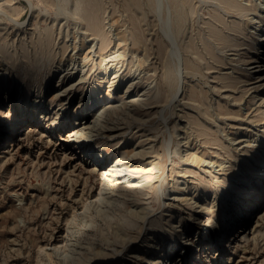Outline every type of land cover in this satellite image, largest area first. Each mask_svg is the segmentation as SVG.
I'll return each mask as SVG.
<instances>
[{
	"label": "rangeland",
	"instance_id": "374dc122",
	"mask_svg": "<svg viewBox=\"0 0 264 264\" xmlns=\"http://www.w3.org/2000/svg\"><path fill=\"white\" fill-rule=\"evenodd\" d=\"M76 1L0 0V48L4 51L0 50V74L2 73L0 75V264H64L65 251L68 245H71L67 254V256H71V264H155L163 251L170 253L171 258L162 264H264V182L261 184L255 174V169H259V166L256 165L252 171L247 170V172L245 167L242 173H238L235 178H231L228 182L216 209L217 223L211 232L215 238L212 245L208 244L206 236L202 235L203 231L201 230L203 227H201V223L206 217L207 209L202 207L205 199L198 187V182L209 176L207 171L216 168L217 159L221 160L222 156L228 154V147L234 151L236 150L235 147H239L237 149L239 151L245 149L248 144L246 140L250 139L248 135H251L247 133L252 130L254 134L260 128L253 124L256 123L254 121L257 117L255 112L250 110L252 114L248 113L250 108L247 104L250 98L248 94L252 93L254 88L241 101L236 100V97L241 96L243 88L258 85L249 84L250 81L254 82L256 79L245 82L247 79L245 74L251 71V74L257 73L261 68L264 69V66H261L263 63L257 62L258 59L252 64L237 63L235 60L241 57L248 59L247 56L251 53H246L248 50L245 47L240 51L231 50L229 47L221 49L216 44V40L209 34L210 27L207 26L210 25H207L208 23L215 25L218 29L220 28L224 33H229L225 26L220 24L221 22H215L216 20L213 19L215 14H219L224 21L226 19L227 23H231L237 18L236 13L226 10L221 6V3L219 4L220 0H174L172 3L173 0H94L95 2L91 0V3H89L90 0H81L83 4H81V9L84 8L82 11L87 9L88 4L92 5L93 3L94 7L90 5L91 9H94L95 5L98 4L97 12L92 9V13L96 12V16L94 13L96 22L101 24L100 28L105 29L102 28L106 31L105 34L108 38L107 47L103 54L106 55L111 52V56L115 54L118 56V53L122 54L123 59L118 56L119 60L117 61H121L117 63V67H121V72L123 71L124 75L129 71L128 75L115 84L113 93L125 92L129 87L126 95L135 91H140L142 94L140 92L139 94L143 95L145 88H151L153 90H151V97L156 99L159 96L163 97L165 93L167 98H163L164 100L157 102L158 104L153 103L146 107L142 102L147 100L149 96L140 97L141 104H136L139 111L144 109L148 111L145 125L153 127V132L157 135L156 146H159L160 149V155L156 158L159 163L155 170L156 178L153 180L152 188L144 189L148 192L147 197L135 199L146 207L144 219L137 215L139 213L136 212V209L139 208L130 202L118 205L107 203L102 206L100 203L102 201L99 199H101L100 195L106 191L107 185L101 183L100 173L105 171V168L98 167L97 171L92 172V163L89 162L86 154L88 150L100 148H104L113 154V157L117 156L118 152H125L122 162L124 166L130 167L141 157L140 155L136 157L133 153L127 154L125 151L134 148V145L137 146V140L126 135L130 131L122 137L113 138L114 140L104 138L102 135H94L86 141L76 142L74 139L65 141L69 134L67 131L72 127H64L63 123L72 124L70 120L74 118L73 112L80 100L83 86L86 87V82L77 86L82 88L75 86L69 88L70 90L67 89L60 96L62 100L56 99L49 111L44 110L43 113L35 114L34 120L30 123L17 124L16 128L13 129L15 131L5 128L19 119L29 117L37 106H46L47 108L54 93L56 77L68 72L67 68L69 66L70 70L72 62L75 65L79 63L82 52H85L89 46H93V51L96 50L92 53L94 61L100 60V55L97 53L100 41L98 38L94 39L90 30L85 31L87 29L85 15L81 13V16H78L80 14L76 15L74 11ZM240 1L244 3L247 0ZM262 2L264 3V0ZM173 4H175L173 7L175 9L179 4L180 12L178 9V13L175 12V9H171ZM174 12L175 14H173ZM174 19L176 20L174 21ZM174 22L176 24L179 22L180 24H177L179 26ZM180 25L182 26L180 27ZM19 26L21 27L19 28ZM177 31H181L180 34L176 33ZM261 33L264 34V26ZM133 38L135 43L132 42ZM188 41L193 43L194 47L191 43L188 44ZM37 42L39 43L37 44ZM157 44L159 46L162 44L165 53L161 54V46L159 47ZM203 45L205 48L206 45L212 47L218 55V61L210 57L207 48L205 49ZM184 47L189 53L184 52ZM193 48H197V50ZM61 51L63 52L61 53ZM50 52H52V57H50ZM160 55L162 58L159 59ZM140 56L145 60L141 68L137 64ZM186 57L199 69V72L194 76H189L186 74L185 68H181L184 66L185 62L183 61L185 60L183 59ZM36 58H42L44 66L38 70L37 76H30L31 64L35 62ZM114 61L109 62L111 67L107 71V76L116 70L117 61ZM166 62L167 65H165ZM18 63L20 64L18 65ZM233 63L235 64L233 65ZM168 65L170 67H167ZM234 67L237 69H233ZM47 68L51 70L49 71ZM165 69L168 70L164 72ZM73 70L76 71V69ZM172 70L174 73H167V71ZM229 70H231L232 76H240L244 80L236 84L238 85L236 88L226 86L230 85L228 80L224 79L230 73ZM246 70L248 71L246 72ZM152 71L156 72L155 75ZM146 72L152 73V75ZM169 73L171 74L169 77L173 75L172 81L167 75ZM175 74L176 76H174ZM201 74L204 76L202 75V77ZM102 75L104 74H99V77ZM49 76L50 79L48 80ZM144 76L149 78L147 79L149 82L145 80L146 77ZM175 77L176 79H174ZM133 78H135V82L133 86H130ZM166 80L171 81V83L177 82L172 86ZM218 82L222 83L219 84ZM9 83L13 85L12 88H10ZM145 84L148 85L145 86ZM161 84L164 85L161 86ZM40 86H43L42 91ZM170 86L173 91L172 89L169 91ZM258 87L259 90H264V85ZM193 88L199 91L194 92L196 93L195 101L189 100L187 97L188 94L193 93L194 90L191 92L189 90ZM168 91L173 92V98ZM176 91L180 93L178 92L175 97ZM205 91H208L207 94ZM154 92L156 94L162 92V94L156 95ZM202 94L205 95L202 96ZM199 98L202 99L201 103ZM205 98L208 99L206 101L209 103L205 102ZM40 100L43 103H40ZM107 101L102 103V107ZM187 102H190L192 108L194 105L195 109L192 110ZM60 103H63V107L59 105ZM252 103L254 104V106L252 105L253 108L259 105L257 99ZM220 106L223 107V110ZM225 108L235 113L239 112L240 109V113H238L240 117H233L236 120L231 119L232 117L224 114V111L227 110ZM195 110L200 111L199 114ZM56 113H59L58 118H56ZM208 113L210 118H208ZM244 115L246 116L244 117ZM197 116L199 120H197ZM188 118L191 123L189 125L187 124ZM52 119H55V125L51 124ZM186 119L187 121H185ZM174 122L177 123L178 127L176 131L172 129V126L175 125ZM194 122L198 123H195L196 125L200 124V127L195 126ZM182 125H187L186 130L181 128ZM201 127H204L205 130ZM206 128L208 129L206 130ZM245 130L250 131L245 132ZM186 132H188L187 138L185 137ZM239 135L243 136L242 142L239 141V144L238 140L233 142L230 139ZM119 138L123 139L116 142ZM173 148L177 149L178 154H170L174 150ZM190 153H193V156L195 154V157L188 155ZM246 175L251 178L250 182L243 180ZM176 181L179 184L177 188L180 191L178 192L173 190ZM230 183L233 184V187H229ZM255 183H259L257 184L259 192H254L251 195V203L247 205L248 199L243 192ZM181 197L192 199L188 202L180 201ZM88 199L89 201H87ZM190 202L191 205L188 204ZM176 215L181 216L180 222ZM90 221H93V225L85 227ZM196 227H198L197 231H195ZM210 227H207L208 230ZM84 231L89 232L90 235L85 236ZM189 233L191 235L189 238L192 240H188L186 243L185 239H188ZM97 250H101L105 255L100 253V256L98 255L99 257L96 258L95 252Z\"/></svg>",
	"mask_w": 264,
	"mask_h": 264
},
{
	"label": "bare ground",
	"instance_id": "6f19581e",
	"mask_svg": "<svg viewBox=\"0 0 264 264\" xmlns=\"http://www.w3.org/2000/svg\"><path fill=\"white\" fill-rule=\"evenodd\" d=\"M83 1V0H82ZM89 1V0H88ZM94 1V0H92ZM90 0L89 3L92 2ZM96 1V0H95ZM94 1V2H95ZM188 1V0H187ZM191 1V0H189ZM215 1V0H213ZM8 2V1H7ZM174 2L171 1V3ZM176 2V1H175ZM206 2V1H205ZM98 3V2H97ZM101 3V2H100ZM169 3V2H168ZM218 3V2H217ZM222 4L221 6H223L226 10L228 11H232L234 13H236L237 15V18L235 20H232L231 23H227L226 22V19L224 21V19L218 15L215 14V16L213 17V19H215L216 21L215 22H221L220 24H223L225 26V28L227 29V31H229V33H224L220 28L218 29L217 27H215V25L213 24H207V25H210V26H207V27H210L209 31H210V35L216 40V44L218 45V47H220L221 49H225V48H231V50H236V51H240L242 49H244V47L248 50L246 51V53H251L248 57V59H246V57H241V58H238L237 60H235L237 63H240V64H252V63H255L253 61H258L257 62H260V63H263L261 66L263 67L264 66V34L261 33V30L263 29V26H264V3L262 2V0H247L246 2L242 3L240 0H220L219 1V4ZM81 0H77L76 3H75V8H74V11L77 14H80L78 16H81V13L85 15V23H87L86 27L87 30H90L91 31V35L94 36V39L95 38H98V40L100 41L99 43V47L98 50H97V53L100 55V60L98 59V62H95L94 59H93V52H96V50L93 51V46H89L87 48V50L84 52H82V56H81V59L79 61V63H77L76 65L72 62V67L70 68L69 70V66H68V72H65L64 75L62 76H57L56 77V85L54 86L53 88V95L51 96L50 98V104L49 106L46 108V106H37L36 109H34L33 111V114H31L29 117H24L23 119H19L17 122H14L13 124H10L8 127H5L6 129H9L10 131L15 129L17 124L19 123H23V122H31L34 120V116L35 114H39V113H43V111H49L50 108L52 109V104L54 101H56V99H58L60 101V96L63 95V92L67 91V89L69 88H74L76 86V88H82L81 86L80 87H77L78 85H81L82 83L86 82V87L83 86L82 88V93H81V97H80V100L76 106V109L75 111L73 112L74 114V118L71 119L70 121H72V124H67V122L63 123V126L64 127H72L70 130H68L67 132L69 133L67 135V138L65 139V141H72L73 139L76 140V142H79L80 140L82 141H86L88 139H90L91 137H94V135H102L104 138H107V139H113V138H116L118 136H123L125 135L127 132H129L128 134H126L127 136H129L130 138H134L137 140V146L135 147L134 145V148L130 149V150H125L126 153H133L134 156L136 155V157H138L139 155L141 156L140 157V160H137L133 165H131L130 167L129 166H124V163L122 162L124 156H123V153L125 154V152L123 153H119L118 152V155L117 156H114L113 157V154H110L108 151H106L104 148H100V149H93L91 151H86L87 153V156H88V159H89V162L92 163V172L94 171H97L98 170V167H104L105 168V171L101 172L100 173V180H101V183L104 184V185H107V187L105 188V192L103 193V195H100L101 200L102 202H100L102 204V206L106 205L107 203L112 205V204H123L125 202H130L132 203L134 206H137V208L139 209H136V212L139 213L137 215H140V217L142 216L145 217L146 216V207H144V204H141L139 202H137L136 200L141 198V197H144L148 194V192L146 190H144L145 188H149L151 189L152 188V183H153V180L154 178H156V175H155V170L158 166V161L156 160L157 156L160 155L159 152H160V149H159V146H156L157 143H156V138H157V135L154 134L153 132V127H149L147 125H145V118L146 116L148 115V111H146L145 109L144 110H141L139 111L138 110V107H136V104H141L140 102V97H143V98H146L147 96H149L147 98V100H145L144 102H142V104L146 107H149L150 104H153V103H159V101H161L163 98H166L165 96V93H164V96H159L162 94L160 93H157L159 94L158 96L159 97H156V99L154 97H151V88L147 89L145 88V90L143 91V95H140L138 91H135L134 93L132 94H129V95H126L127 91H128V88L124 91H120L119 93H113L114 92V86L115 84L123 79L126 75L129 74V71L125 73L124 75V72L122 71L121 72V67H117V63H119L117 60H119V57L118 56H121L122 54H119L118 52V56L117 54L115 55H112V52L109 53V54H106L104 55V51L106 50V47H107V43H108V38L105 34L106 31H104L105 29L103 27H99V22L97 23L96 22V19H95V16H96V12H97V5H95V8L93 9L95 13V16H94V13H92V9L90 8V5L91 4H88L87 6V9L85 8L84 11H82L85 7L83 6L81 9ZM103 4V3H101ZM139 4V3H138ZM136 4V5H138ZM176 4V3H175ZM173 4L172 8L171 9H175L173 7H175ZM181 4V3H180ZM185 4V3H184ZM191 4V3H189ZM83 5V4H82ZM170 5V4H169ZM179 6V4H177ZM93 6V3L92 5ZM140 6V5H139ZM139 6L138 9H139ZM178 6H176L177 8L175 9V12H177V9H178ZM189 6H192V5H189ZM62 7V6H61ZM65 7V6H64ZM89 7V8H88ZM94 7V6H93ZM136 7V8H137ZM171 7V5H170ZM169 7V8H170ZM216 7V6H214ZM104 8V7H103ZM190 8V7H189ZM102 9V8H100ZM187 9V8H186ZM194 9V7H193ZM214 10V9H213ZM216 10V9H215ZM169 11V10H168ZM178 11L180 12V8L178 9ZM193 11V10H192ZM218 11V10H217ZM221 11V9H220ZM17 12V11H16ZM15 12V14H16ZM175 12L173 14H175ZM195 12V11H194ZM8 13V12H7ZM6 13V14H7ZM103 13V12H102ZM101 13V14H102ZM106 13V12H105ZM104 13V14H105ZM178 13V12H177ZM218 13H220L218 11ZM100 14V16H101ZM171 14V13H170ZM183 14V13H182ZM190 14V13H189ZM193 14V12H192ZM224 14V13H223ZM70 15V14H69ZM83 15V17H84ZM178 15V14H177ZM213 13L211 14V17H212ZM220 15H222V13H220ZM62 16V15H61ZM67 16V15H66ZM180 16V15H178ZM177 16V17H178ZM192 16V15H191ZM10 17V15H9ZM59 17V16H58ZM104 17V16H103ZM111 17V16H110ZM184 17V15H183ZM210 17V16H209ZM210 17V18H211ZM232 17V16H231ZM13 18V17H12ZM57 18V17H56ZM133 18V17H132ZM131 18V20H132ZM143 18V16H142ZM174 18V17H173ZM181 18V17H180ZM226 18V17H224ZM98 13H97V20H98ZM118 19V18H117ZM191 19V18H190ZM44 20V19H43ZM42 20V21H43ZM104 20V19H103ZM135 20V19H134ZM170 20V19H169ZM172 20V19H171ZM176 19H174L175 21ZM177 20H180V19H177ZM182 20V19H181ZM79 21V20H78ZM106 22V21H105ZM109 22V21H108ZM112 22V21H110ZM180 22V21H179ZM177 23V24H180V23ZM183 22V20H182ZM181 22V23H182ZM205 22V21H204ZM209 22V21H208ZM47 23V22H46ZM70 23V22H69ZM102 23V22H101ZM107 23V22H106ZM136 23V22H135ZM138 23V21H137ZM137 23H136V26H137ZM176 24V22H174ZM206 23V22H205ZM17 24V23H16ZM71 24V23H70ZM113 24V22H112ZM174 24V25H175ZM176 24V25H177ZM184 24V23H183ZM219 24V23H218ZM72 25V24H71ZM107 25V24H106ZM132 25V24H131ZM170 25V24H169ZM168 25V26H169ZM203 25V24H202ZM22 26V25H21ZM19 26V28L21 27ZM141 26V25H140ZM173 26V25H172ZM179 26V25H177ZM182 25H180L181 27ZM222 26V25H220ZM222 26V27H224ZM111 27V26H110ZM176 27V26H175ZM174 27V28H175ZM184 27V25H183ZM102 28L104 30H102ZM138 28V26H137ZM179 28V27H177ZM134 29V28H133ZM207 29V28H205ZM224 29V28H223ZM224 29V30H226ZM139 30V29H138ZM137 30V31H138ZM175 30V29H174ZM183 30V29H181ZM133 31V30H132ZM131 31H129L130 33ZM170 32V31H169ZM168 32V33H169ZM181 32V31H180ZM180 32H176V33H179ZM208 32V31H207ZM136 33V32H135ZM171 33V32H170ZM174 33V34H176ZM74 34V33H73ZM72 34V35H73ZM108 34V33H107ZM131 34V33H130ZM138 34V33H137ZM142 34V33H141ZM139 34V35H141ZM179 34H177L179 36ZM201 34V33H200ZM84 35V34H83ZM121 35V34H120ZM208 35V34H207ZM209 35V36H210ZM37 36V35H36ZM51 36V35H50ZM91 36V37H92ZM131 36V35H129ZM136 36V34H135ZM111 37V36H110ZM133 37V36H132ZM137 37V36H136ZM75 38V37H74ZM89 38V37H88ZM93 38V37H92ZM138 38V37H137ZM210 38V37H209ZM50 39V38H49ZM48 39V40H49ZM65 39V38H64ZM83 39V38H82ZM212 39V38H211ZM96 40V39H95ZM115 40V39H114ZM139 40V39H138ZM143 40V39H142ZM183 40V39H182ZM65 41V40H64ZM160 41V40H159ZM191 41V40H190ZM193 41V40H192ZM191 41V42H192ZM202 41V40H201ZM116 42V41H115ZM127 42V41H126ZM134 41V38H133V41ZM190 42V43H191ZM194 42V41H193ZM14 43V42H13ZM39 42H37L38 44ZM48 43V42H47ZM50 43V42H49ZM110 43V42H109ZM120 43V42H119ZM139 44H141L140 42H138ZM137 43V44H138ZM156 43V42H155ZM182 43V42H181ZM189 41H188V44H190ZM203 43V42H202ZM210 43V42H209ZM73 44V43H72ZM121 44H124V43H121ZM164 44V43H163ZM184 44V43H183ZM20 45V44H19ZM49 45V44H48ZM47 45V46H48ZM64 45V43H63ZM109 45V44H108ZM116 45V44H115ZM158 45V44H157ZM162 45V44H161ZM160 45V46H161ZM179 45V44H178ZM177 45V46H178ZM181 45V44H180ZM191 45H193V43H191ZM191 45H189L191 47ZM205 45V44H204ZM203 45V46H204ZM14 46V45H13ZM133 46V45H132ZM136 46V45H135ZM138 46V45H137ZM159 46V45H158ZM159 46V47H160ZM182 46V45H181ZM185 46V45H184ZM8 47V46H7ZM35 47V46H33ZM52 47V46H51ZM109 47V46H108ZM117 47V46H116ZM134 47V46H133ZM140 47V46H139ZM163 46H161V54H163L164 50L162 49ZM186 47V46H185ZM184 47V52L188 50ZM194 47V45L192 46ZM191 47V48H192ZM197 47V46H196ZM54 48V47H53ZM68 48V47H67ZM74 48V46H73ZM78 48V47H76ZM75 48V49H76ZM178 48V47H177ZM198 48V47H197ZM197 48H193L194 50H197ZM205 48V46H204ZM206 48H207V51L208 53L211 55L210 57H213L215 60L218 61V55L215 53V51L212 49L211 46L209 45H206ZM205 48V49H206ZM217 48V47H216ZM20 49V48H19ZM115 49V48H114ZM131 49V48H130ZM140 49V48H139ZM160 50V48H158ZM203 49V48H202ZM204 49V50H205ZM220 49V50H221ZM0 50H2L0 48ZM9 50V49H8ZM35 50V49H34ZM39 50V49H37ZM146 50V49H145ZM158 50V51H159ZM192 50V51H194ZM199 50V49H198ZM3 51V50H2ZM64 51V50H63ZM61 51V53L63 52ZM180 51V50H179ZM206 51V52H207ZM4 52V51H3ZM24 52V51H23ZM36 52V51H35ZM41 52V51H40ZM44 52V51H43ZM46 52H47V48H46ZM45 52V53H46ZM116 52V51H115ZM149 52V51H148ZM183 52V51H182ZM196 52V51H195ZM198 52V51H197ZM255 52V53H254ZM108 53V52H107ZM114 53V52H113ZM144 53V52H143ZM147 53V51H146ZM165 53V52H164ZM194 53V52H193ZM5 54V53H4ZM37 54V53H36ZM52 52H50V57L51 56ZM126 54V53H125ZM134 54V53H133ZM159 54V53H158ZM185 54V53H184ZM201 54V53H200ZM243 54V53H242ZM15 55V54H14ZM46 55V54H45ZM72 55V54H71ZM94 55L96 56V54L94 53ZM149 55V54H148ZM186 55V54H185ZM188 55H191V54H188ZM194 55V54H193ZM199 55V53H198ZM208 55V54H207ZM239 55V54H238ZM245 55V54H244ZM247 55V54H246ZM38 56V55H37ZM40 56V55H39ZM49 56V55H48ZM47 56V57H48ZM53 56H55L53 54ZM124 56V55H123ZM162 55L159 56V59ZM164 56V55H163ZM175 56V55H174ZM12 57V56H11ZM63 57V56H62ZM131 57V56H130ZM141 58H137L139 59L137 63L138 66H140V68L142 67V63L143 61V58L142 56H140ZM193 57V56H191ZM200 57V56H199ZM207 57V56H206ZM229 57V56H228ZM43 58V57H42ZM42 58H36L35 62H33L31 64V67L32 69L30 70V73L29 75L30 76H37V73H38V70H40L43 66H44V63L43 61L41 60ZM46 58V57H45ZM75 58V57H74ZM149 58V56H148ZM162 58V57H161ZM194 58V57H193ZM202 59H204L203 57H201ZM50 59V58H49ZM121 59L122 56H121ZM125 59V58H124ZM135 59V58H134ZM133 59V60H134ZM181 59V58H180ZM183 59V58H182ZM201 59V60H202ZM232 59V58H231ZM15 60V59H14ZM60 60V59H59ZM70 60V59H69ZM112 60H116V64H115V68L116 70H114L109 76H107V71L108 69L111 67V65L109 64V62ZM131 60V59H130ZM162 60V59H161ZM160 60V62H161ZM164 60V58H163ZM183 62L184 63V66L181 67V68H185V71H186V74H189L190 75H195L196 73H198L199 69L196 67V65L189 59L186 57V59L184 58ZM229 60V59H228ZM17 61V59L15 60ZM62 61V60H61ZM123 61V60H122ZM126 61V60H125ZM148 61V60H147ZM166 61V60H165ZM196 61V60H195ZM210 61V60H209ZM227 61V60H226ZM234 61V60H232ZM110 62V63H111ZM115 62V61H114ZM168 62V61H167ZM167 62L165 65H167ZM182 62V61H181ZM199 62V61H198ZM197 62V63H198ZM223 62V61H222ZM229 62V61H228ZM48 63V62H47ZM126 63V62H125ZM145 63V62H144ZM162 63V62H161ZM160 63V64H161ZM200 63V62H199ZM232 63V62H231ZM20 63H18L19 65ZM50 64V62H49ZM109 64V65H108ZM114 64V63H113ZM135 65V63H133ZM136 64V66H137ZM235 63H233L234 65ZM14 65H17L14 63ZM27 65V64H26ZM29 65V64H28ZM207 65V64H206ZM217 65V64H216ZM226 65V64H225ZM30 66V65H29ZM123 66V65H122ZM135 66V67H136ZM144 66V65H143ZM162 66V65H161ZM236 66V65H235ZM238 66V64H237ZM15 67V66H14ZM80 67V68H79ZM133 67V66H132ZM134 67V68H135ZM153 67V66H152ZM155 67V66H154ZM153 67V68H154ZM167 67H170V65H168ZM166 67V68H167ZM239 67V66H238ZM258 67V66H257ZM60 68V67H59ZM79 68V69H78ZM123 68V67H122ZM129 68V67H128ZM131 68V67H130ZM164 69V67H162ZM161 68V69H162ZM225 68V67H223ZM49 69V68H47ZM73 69H76L73 70ZM127 69V68H125ZM137 69V67H136ZM170 69V68H169ZM174 69V68H172ZM214 69V68H213ZM233 69H237V68H233ZM259 69V68H257ZM28 70V69H27ZM25 70V71H27ZM51 69H49L50 71ZM66 70V69H65ZM84 70H86L85 72H83ZM144 70V69H143ZM157 70V69H156ZM155 70V71H156ZM166 70L168 69H165L164 72H166ZM209 70V69H208ZM210 70L211 67H210ZM209 70V71H210ZM226 70V69H225ZM245 70V69H244ZM153 72L152 73H156V72ZM175 71V70H174ZM184 71V72H185ZM230 73H228L226 75V77H224V79H227L229 84L230 85H226V86H230L232 88H236V86L238 87V83H240L241 81H244L241 79L240 76H232L231 75V70H229ZM248 70H246L247 72ZM52 72V71H51ZM134 72V71H133ZM168 72H173L172 71H167ZM208 72V71H207ZM252 72V71H251ZM251 72H247V74H245V77L247 78L245 82H249L250 80L252 79H256L254 82H249V84H252V83H255V84H258V85H255V86H252L250 88H243L242 90V93H241V96L239 98L236 97V100H239L241 101L245 95H247V93H249V91L253 89V92H255L253 95L252 93L248 94L249 95V100L247 102V104L249 105L248 107L249 108V111L248 113L250 112H255V115L257 116L255 118V122L256 123H253L255 124L254 126L256 127H260L258 129V131L256 133H252V130L251 132H248L250 130H245V132H248L247 134H251V135H248V140L247 141V145H246V148L245 149H241L240 151L237 150L239 147H235V151L232 150L231 147H228L227 149V155L226 156H220L221 157V160L217 159L216 161V168L214 170H211V171H207V173L209 172V176L207 178H201L203 180L199 181L198 182V187L201 189V193L203 194L204 196V199H205V202L202 203V207H204V209H207V214H206V217L205 219L203 220V222L201 223V227H202V235L206 236V240L208 241V244L212 245L215 241V238L211 235V232L213 230V228L215 227L216 223H217V214H216V209L218 207V203H219V200L223 197L224 195V190H226V186H228V182L231 180V178H235V176H237L238 173H242V171H244L245 167L247 168L246 169V172L247 170H250L252 171L253 168L257 165L259 166V169H255V174L257 175V179L259 180V182L262 184L264 182V90H259L260 88L258 86H262L264 85V69L261 68V70H258L257 73H254V74H251ZM50 73V72H49ZM132 73V72H131ZM146 73H149V72H146ZM152 73L149 75H152ZM167 74L168 77L169 75L171 76V74ZM174 73V72H173ZM206 73V72H205ZM219 73V71H218ZM224 73H226L224 71ZM2 74V73H1ZM0 74V75H1ZM99 74H104L102 75L101 77H99ZM185 74V73H184ZM183 74V75H184ZM6 75V74H5ZM68 75V77L66 78V76ZM131 75V74H130ZM155 75V74H154ZM165 77H166V74H164ZM203 74H201L202 76ZM241 75V74H240ZM248 75V76H246ZM148 76V75H146ZM144 76V77H146ZM161 76V74H160ZM176 76V74L174 75ZM200 76V75H199ZM204 76V75H203ZM202 76V77H203ZM21 77V76H20ZM133 77V76H132ZM151 77V76H150ZM164 77V78H165ZM178 77V76H177ZM243 77V76H242ZM162 78V77H161ZM160 78V79H161ZM170 78V79H169ZM169 78H166V79H169L172 81L171 78H173V75L172 77H169ZM192 78V77H191ZM190 78V79H191ZM201 78V77H200ZM205 78V77H204ZM43 79V78H42ZM50 79V76L48 77V80ZM128 79V78H127ZM145 78H143L144 80ZM149 78L146 77L145 80H147ZM176 79V77L174 78ZM184 79V78H183ZM206 79H207V76H206ZM221 79V78H220ZM25 80V79H24ZM22 80V81H24ZM28 80V79H27ZM140 80V79H139ZM138 80V81H139ZM144 80V81H145ZM155 80V79H154ZM153 80V81H154ZM163 80V79H162ZM18 82H20L18 79H17ZM137 81V80H136ZM148 81V80H147ZM161 81V80H160ZM167 81V80H166ZM171 81H167V82H170ZM174 81V80H173ZM184 81V80H183ZM48 82V81H47ZM135 82V78L131 79V82H130V86H133ZM140 82V81H139ZM149 82V81H148ZM152 82V81H151ZM151 82H150V85H151ZM166 82V83H167ZM177 82V81H176ZM176 82H173L171 83L174 84ZM244 82V83H245ZM50 83V82H49ZM158 83H159V80H158ZM170 83H167V84H170ZM219 83V82H218ZM222 83V82H220ZM219 83V84H220ZM10 84V88H12L11 86H13L11 83ZM32 84V83H31ZM160 84V83H159ZM158 84V86H160ZM218 84V85H219ZM141 85V84H140ZM148 85V84H147ZM145 84V86H147ZM149 85V86H150ZM164 85V84H163ZM161 84V86H163ZM177 85V84H176ZM174 85V86H176ZM183 85V84H182ZM222 85V84H221ZM247 85V84H246ZM30 86V85H29ZM128 86V85H127ZM153 86V84H152ZM169 86V85H167ZM173 86V85H172ZM179 86V85H178ZM176 86V87H178ZM192 86V85H190ZM245 86V85H244ZM248 86V85H247ZM137 87V86H136ZM140 87V86H139ZM157 87V85H156ZM155 87V89H156ZM214 87V86H213ZM222 87H225V86H222ZM240 87V86H239ZM159 88V87H158ZM171 91L172 87L170 86L169 87ZM168 88V89H169ZM174 88V87H173ZM216 88V87H215ZM218 88V87H217ZM40 89L42 91L43 89V86H40ZM263 89V88H262ZM70 90V89H69ZM165 90V89H164ZM190 92L193 91V93L195 91H197L196 88H193L192 90L189 89ZM200 90V89H199ZM207 90V89H206ZM212 90V89H211ZM218 90V89H217ZM40 91V92H41ZM73 91V90H72ZM153 91V90H152ZM160 91V90H159ZM158 91V92H159ZM169 93V95L172 96L173 98V92L172 93ZM173 91V89H172ZM186 91V90H185ZM241 91V90H240ZM252 91V90H251ZM177 93L174 94L175 97L176 95H178V92L179 91H176ZM199 92V91H197ZM206 94L208 91H205ZM214 92V91H213ZM142 94V92H140ZM180 93V92H179ZM191 93V94H188L189 96L188 99L189 100H194V96L196 93ZM203 93V92H202ZM2 94V93H1ZM71 95V94H70ZM199 95V94H198ZM205 95V94H204ZM202 94V96H204ZM207 96V95H206ZM239 96V95H238ZM2 97V95H1ZM4 97V95H3ZM154 98V100H153ZM157 98H159L157 100ZM169 98V97H168ZM171 98V97H170ZM171 98V99H172ZM182 98V97H181ZM201 98V97H200ZM199 98V101L201 103V100ZM167 99V98H166ZM198 99V98H197ZM235 99V98H234ZM246 99V98H245ZM255 99H257V102L259 101V105L256 107V108H253L254 104L252 103V101H254ZM62 100V99H61ZM107 101V103H105L102 107V103H104V101ZM164 100V99H163ZM206 100H208L207 98H205V102H207ZM195 101V100H194ZM40 103H43V101H39ZM167 103V100L165 101ZM171 102V101H170ZM182 102V101H181ZM212 102V101H211ZM157 103V104H158ZM188 103V102H187ZM190 103V102H189ZM188 103V104H189ZM209 103V102H207ZM218 103V102H217ZM183 104V103H182ZM187 104V105H188ZM197 104V102H196ZM219 104V103H218ZM59 105H62L63 107V103H60ZM142 105V106H143ZM192 105V104H191ZM205 105V104H204ZM203 105V106H204ZM220 105V104H219ZM253 105V106H252ZM256 105V104H255ZM154 107V105H152ZM156 106V105H155ZM183 106V105H182ZM200 106V105H198ZM202 106V105H201ZM211 106V105H210ZM97 107V108H96ZM141 107V106H140ZM145 107V108H146ZM188 107V106H187ZM189 107L192 108V106H190L189 104ZM239 107H241L239 105ZM143 108V107H142ZM186 108V107H184ZM193 108L195 109L194 105H193ZM192 108V110H193ZM197 108V107H196ZM208 108V107H206ZM219 108V107H218ZM220 108L222 109L223 107L220 106ZM42 109V112H40ZM151 109V108H150ZM198 109V108H197ZM204 109V108H203ZM220 109V111H222ZM227 109V108H225ZM248 109V108H247ZM199 110V109H198ZM197 110V111H198ZM100 111V112H99ZM196 111V110H195ZM196 111V113H197ZM209 111V110H208ZM218 111V110H217ZM239 112L235 113L234 111H228L225 110L224 111V114L227 115L228 117H232L231 119H235L233 117H236L238 118L237 116H239L238 113H240V109L238 110ZM200 111H198V114H199ZM250 112V113H251ZM152 113V112H151ZM174 113V112H172ZM202 113V112H201ZM207 113V111H206ZM58 114L59 113H56V118H58ZM154 114V113H153ZM188 114V113H187ZM252 114V113H251ZM208 115V118L209 117V113L207 114ZM150 116V115H149ZM152 116V115H151ZM187 116V115H186ZM191 116V115H190ZM194 116V115H193ZM211 116V115H210ZM220 116V115H219ZM224 116V115H223ZM246 115H244L245 117ZM260 116V117H259ZM20 117V116H19ZM39 117V116H38ZM184 118V116H182ZM181 117V118H182ZM192 117V116H191ZM201 117H202V114H201ZM215 117V116H214ZM213 117V118H214ZM240 117V116H239ZM17 118V117H16ZM196 118V117H195ZM198 118V116H197ZM212 118V119H213ZM147 119V118H146ZM206 119V118H205ZM248 119V118H247ZM193 120V119H192ZM199 120V118L197 119ZM236 120V119H235ZM50 121V120H49ZM187 121V119L185 120ZM194 121V120H193ZM209 122V121H208ZM215 122V121H214ZM55 123V119H52L51 121V124H54ZM175 123V122H174ZM187 123V122H186ZM193 123V122H192ZM196 122H194L195 124ZM181 124V123H180ZM188 125L191 124L190 123V119L188 118ZM198 124V123H196ZM195 126H199V125H196ZM55 125V124H54ZM179 126V125H178ZM173 127V128H172ZM171 128L173 129V131H176V129L178 128L177 127V123H175L174 126H172ZM186 127L187 125H182L181 128L185 129L186 130ZM189 128H191L190 126H188ZM200 127V126H199ZM197 127V128H199ZM205 127V126H204ZM204 127H201V128H204ZM29 128V127H28ZM27 128V129H28ZM170 128V129H171ZM240 129V127H238ZM26 129V130H27ZM188 129V128H187ZM200 129V128H199ZM208 128H206L207 130ZM218 129V128H217ZM224 129V128H223ZM247 129V128H246ZM183 130V131H185ZM190 130V129H189ZM205 130V128L203 129ZM202 130V131H203ZM15 131V130H13ZM178 131V130H177ZM182 131V130H180ZM193 131V130H192ZM195 131V130H194ZM201 131V130H200ZM209 131V130H208ZM215 131V130H214ZM196 132V131H195ZM198 132V131H197ZM220 132V131H219ZM237 132V131H236ZM254 132V131H253ZM175 133V132H174ZM188 132L185 133V137L187 138L188 137ZM200 133V132H199ZM206 133V132H205ZM211 133V132H210ZM217 133V132H216ZM232 133V132H231ZM202 134V132H201ZM170 135V134H169ZM204 135V134H202ZM206 135V134H205ZM208 135V134H207ZM176 136V135H174ZM226 136V135H225ZM184 137V136H183ZM182 137V139H183ZM199 137V136H198ZM227 137V136H226ZM242 135H239V136H235L234 138H230L233 140V142H235L234 140H238V144L240 143L239 141L242 140ZM218 138V137H217ZM228 138V137H227ZM226 138V140H227ZM123 138H119L116 142H120ZM180 139V138H179ZM190 139V138H189ZM229 139V138H228ZM114 140V139H113ZM133 140V139H132ZM225 141V140H224ZM244 141V140H243ZM181 142V141H180ZM187 142V141H186ZM219 142V141H218ZM221 142V140H220ZM223 142V141H222ZM242 142V141H241ZM169 143H171L169 141ZM189 143V142H188ZM232 143V142H231ZM175 144V143H174ZM207 144V143H206ZM187 145V144H186ZM224 145V144H223ZM167 146H168V143H167ZM226 146V145H225ZM192 148V146H191ZM109 149V148H108ZM168 149V148H167ZM174 149V148H173ZM172 149V150H173ZM199 149V148H198ZM170 150V149H169ZM226 150V149H225ZM186 151V149H185ZM239 151V152H238ZM191 152V151H190ZM168 153V152H167ZM171 153H177V149L175 148ZM117 154V153H116ZM168 154V155H170ZM172 155V154H171ZM190 156H193V153H190L188 154ZM224 155V154H223ZM197 156V155H196ZM195 157V154L193 156V158ZM214 157V156H213ZM217 157V155H216ZM135 158V157H134ZM191 158V157H190ZM200 159V158H199ZM198 159V160H199ZM185 160V159H184ZM187 160V158H186ZM190 160V159H189ZM195 160V159H193ZM197 160V159H196ZM195 160V161H196ZM202 160V159H200ZM179 161V160H178ZM213 161V160H212ZM173 162V161H172ZM194 162V161H193ZM192 163V162H191ZM199 163H201V161H199ZM215 163V162H214ZM176 164V163H175ZM161 167V166H160ZM175 171H176V168H175ZM187 172V171H186ZM186 174V173H185ZM171 177V176H170ZM237 178V177H236ZM242 178V177H241ZM163 180V179H161ZM245 182H250L251 178L249 176H245L244 179H243ZM243 181V182H244ZM116 182V188H114L112 186V184ZM109 184V185H108ZM185 184V183H184ZM249 184V183H248ZM257 184L259 183H255V184H251L249 187H247L245 189V191L243 192L246 197V199H248L247 201V205H249L251 203V200H252V197L251 195L254 193V192H257L258 191V187H257ZM46 185V184H45ZM48 185V183H47ZM171 185V184H170ZM178 181H176L175 185H174V188L173 190L178 192L180 191L178 187ZM111 186V187H110ZM154 186V184H153ZM187 186V185H186ZM233 187V184L230 183L229 187ZM50 187V185H49ZM185 187V186H184ZM228 187V188H229ZM189 188V186H188ZM264 188V187H263ZM148 189V190H149ZM181 189V188H180ZM185 189V188H183ZM192 189V188H191ZM46 190V189H45ZM156 191V190H155ZM186 191V190H185ZM193 191V190H192ZM200 191V190H199ZM48 192V191H47ZM150 192V191H149ZM158 192V191H157ZM173 192V191H172ZM259 192V191H258ZM162 194V193H161ZM176 194V193H175ZM183 194V193H182ZM99 195V194H98ZM168 195V193H167ZM200 196V195H199ZM98 197V196H97ZM147 197V196H146ZM175 198V197H174ZM197 198V196H196ZM200 198V197H199ZM96 199V198H95ZM136 199V200H135ZM190 199L192 198H189L187 199L186 197H181L180 198V201H186L188 202ZM97 200V199H96ZM179 200V199H178ZM89 201V199L87 200ZM98 201V200H97ZM191 201V200H190ZM204 201V200H203ZM195 202V201H194ZM87 204V203H86ZM189 205H191V202L188 203ZM200 204V203H199ZM125 205V204H124ZM127 205V204H126ZM130 205V204H129ZM129 207V206H128ZM102 208V207H101ZM100 208V209H101ZM84 209V208H82ZM129 209V208H128ZM202 209V208H201ZM99 210V209H98ZM97 210V211H98ZM169 210V209H168ZM83 212V211H82ZM132 212V211H131ZM169 212V211H168ZM206 212V211H205ZM134 213V212H133ZM107 214V213H106ZM174 214V213H173ZM106 216V215H105ZM151 216V215H150ZM177 216V215H176ZM179 218V222H180V218L181 216L178 215L177 216ZM144 219V218H143ZM147 219V218H146ZM155 219V218H154ZM68 220V219H67ZM170 220V219H169ZM153 221V220H151ZM160 221V220H159ZM175 221V220H174ZM69 222V221H68ZM146 222V221H144ZM169 222V221H168ZM178 223V222H177ZM67 224V223H66ZM156 224V223H155ZM90 225H93V221H90L87 223V225H85V227H88ZM158 225V224H156ZM168 225V223H167ZM174 225V224H173ZM181 226V225H180ZM204 226H211L210 227V230H208L207 228H204ZM171 227V226H170ZM177 227V226H176ZM199 227V226H198ZM198 227H196V230H198ZM172 229V228H171ZM168 230V229H167ZM85 232V231H84ZM117 232V231H116ZM205 232V233H204ZM85 236H89V232H85ZM172 233V232H171ZM117 234V233H116ZM119 234V233H118ZM116 236V235H115ZM190 233L188 234V239H185L186 240V243H188V240H192L190 239ZM107 238V237H106ZM122 238V237H121ZM126 238V237H125ZM122 240V239H121ZM81 242H79L80 244ZM185 243V244H186ZM78 244V243H77ZM81 245V244H80ZM66 248V247H64ZM71 248V245H68V248H66V254L64 256V264H71L70 263V258L71 256L68 255V252ZM79 248V247H78ZM95 248V247H93ZM74 249H75V246H74ZM73 249V250H74ZM118 251V250H117ZM91 252V251H90ZM174 252V251H173ZM96 258L97 256L102 253L101 250H97L96 252ZM103 254V253H102ZM87 255V254H86ZM105 255V254H103ZM102 255V256H103ZM100 256V255H99ZM98 256V257H99ZM104 258V257H103ZM171 258V254L167 253V251H163V253L161 254V256H159V259H157L156 263L155 264H162V262L164 263V261H167ZM230 260V259H229ZM228 260V261H229ZM82 261V260H81ZM81 261H79L81 263ZM84 262V261H83ZM90 262V261H89ZM77 264V263H76ZM79 264V263H78Z\"/></svg>",
	"mask_w": 264,
	"mask_h": 264
},
{
	"label": "trees",
	"instance_id": "16d2710c",
	"mask_svg": "<svg viewBox=\"0 0 264 264\" xmlns=\"http://www.w3.org/2000/svg\"><path fill=\"white\" fill-rule=\"evenodd\" d=\"M204 228H207V227H204ZM207 229H209V228H207Z\"/></svg>",
	"mask_w": 264,
	"mask_h": 264
}]
</instances>
